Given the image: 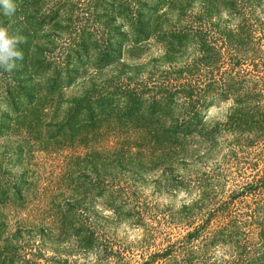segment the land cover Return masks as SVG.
Instances as JSON below:
<instances>
[{"label":"rangeland","instance_id":"rangeland-1","mask_svg":"<svg viewBox=\"0 0 264 264\" xmlns=\"http://www.w3.org/2000/svg\"><path fill=\"white\" fill-rule=\"evenodd\" d=\"M12 3L0 264H239V241L264 246V209L246 216L264 188L233 197L264 177V0ZM231 220L238 243H215Z\"/></svg>","mask_w":264,"mask_h":264},{"label":"trees","instance_id":"trees-1","mask_svg":"<svg viewBox=\"0 0 264 264\" xmlns=\"http://www.w3.org/2000/svg\"><path fill=\"white\" fill-rule=\"evenodd\" d=\"M223 86H227L228 87L229 85H225V83H224ZM225 91H226V89H225ZM90 118H91L90 122H88V124L85 125L84 128L85 129L90 128V129H92L91 132H96L95 130L98 129V128L95 127V126L94 127L92 126V125H94V123L91 124L92 121H94V118H92L91 116H90ZM86 157L88 158L90 156L89 155H85L84 158H86ZM84 158L82 159L83 161H84ZM252 186H259V188H264V177L263 178H258L257 181H254L253 183L248 184L246 187L243 188V190L235 193L233 195V197L242 196L244 193H247L248 189L252 188ZM263 209H264V202H262L261 204L257 205V207L255 209H252L251 212H249V214L246 215L249 218V220H250V224H252V225H257L258 224L257 223L258 222L257 219L260 216V210H263ZM223 212L224 211H222V210H221V212L218 211V210L212 211L211 213H209V216H210V218L212 216L218 217V214L219 213L222 214ZM203 227H205V226H203V225L198 226V227H196L194 229L193 232L188 233L187 236H186L187 242L196 240L197 237L200 236V231H201V229ZM242 228H243V226L242 227H238L237 223L234 220H231L229 222H226L224 225H221V226L217 225L216 226V230L213 231V233H212L210 238H212L215 241V243L220 241V242H223V243H226V244L232 243L235 246V244L238 243L237 239L239 238V236L244 234V232H241ZM245 236L246 235H244V237ZM206 245L208 246V245H210V243H208ZM249 245H250V242L247 239L246 240L242 239L241 241H239V243L237 245L238 248L239 247L241 248L239 256L243 257L240 260L239 264H264V246H262V247L257 246L256 249L249 250L248 249L250 247ZM167 251L168 250L163 252V254L164 255H168ZM251 254H254V256H252ZM158 256H161V255L160 254L159 255H153L150 258V260L155 259V257H158Z\"/></svg>","mask_w":264,"mask_h":264},{"label":"clouds","instance_id":"clouds-1","mask_svg":"<svg viewBox=\"0 0 264 264\" xmlns=\"http://www.w3.org/2000/svg\"><path fill=\"white\" fill-rule=\"evenodd\" d=\"M5 15H10L15 11L12 0H0ZM18 37H9L7 30L0 27V65H6L7 70L14 67V58L22 59V53L16 51L15 45L19 42Z\"/></svg>","mask_w":264,"mask_h":264}]
</instances>
